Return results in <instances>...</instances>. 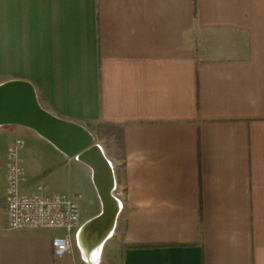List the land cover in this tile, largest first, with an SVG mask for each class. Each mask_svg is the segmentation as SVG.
<instances>
[{"label": "crops", "instance_id": "obj_1", "mask_svg": "<svg viewBox=\"0 0 264 264\" xmlns=\"http://www.w3.org/2000/svg\"><path fill=\"white\" fill-rule=\"evenodd\" d=\"M10 79L56 116L122 126L126 190L95 259L81 242L102 208L91 169L0 125V264H264V0H0ZM13 136L20 191L43 182L78 204L65 255L61 230L8 227Z\"/></svg>", "mask_w": 264, "mask_h": 264}, {"label": "water", "instance_id": "obj_2", "mask_svg": "<svg viewBox=\"0 0 264 264\" xmlns=\"http://www.w3.org/2000/svg\"><path fill=\"white\" fill-rule=\"evenodd\" d=\"M0 125L29 128L66 156L76 157L86 164L91 169L92 182L102 204L101 212L89 223L94 228L100 219L112 218L115 222L120 207L111 194L115 184L113 167L101 148L93 143V135L84 125L44 109L34 86L25 79L0 83Z\"/></svg>", "mask_w": 264, "mask_h": 264}, {"label": "built area", "instance_id": "obj_3", "mask_svg": "<svg viewBox=\"0 0 264 264\" xmlns=\"http://www.w3.org/2000/svg\"><path fill=\"white\" fill-rule=\"evenodd\" d=\"M23 146L24 140L14 137L7 148L5 210L8 227L61 230L63 233L54 236L51 244L54 255H65L70 251L73 234L80 227L78 204L63 194L49 192L42 184L32 193L20 191L24 175L20 156ZM112 190H116L115 184ZM116 193L121 194L117 190Z\"/></svg>", "mask_w": 264, "mask_h": 264}, {"label": "trees", "instance_id": "obj_4", "mask_svg": "<svg viewBox=\"0 0 264 264\" xmlns=\"http://www.w3.org/2000/svg\"><path fill=\"white\" fill-rule=\"evenodd\" d=\"M85 127L89 131L93 132L95 135L103 136L111 140L113 146L116 149L115 155L119 160L118 163L112 166L114 172V179H115V188L117 189L119 186H121L122 190L125 191L126 190V172H125L126 155H125V145H124V132L122 126L114 123L87 122ZM120 202H123V200H120Z\"/></svg>", "mask_w": 264, "mask_h": 264}, {"label": "bare ground", "instance_id": "obj_5", "mask_svg": "<svg viewBox=\"0 0 264 264\" xmlns=\"http://www.w3.org/2000/svg\"><path fill=\"white\" fill-rule=\"evenodd\" d=\"M118 203L120 204V207L121 203ZM113 227L114 223L112 222V218L109 220L100 219L98 222H96V226L94 228H92L91 223L84 225L82 228L81 242L88 249L90 256H93L95 259L97 258L103 241L111 233Z\"/></svg>", "mask_w": 264, "mask_h": 264}, {"label": "rangeland", "instance_id": "obj_6", "mask_svg": "<svg viewBox=\"0 0 264 264\" xmlns=\"http://www.w3.org/2000/svg\"><path fill=\"white\" fill-rule=\"evenodd\" d=\"M91 133L93 135V143L97 144L101 148L102 152L104 153L105 157L107 158V160L109 161L111 166L115 165L116 163H118L119 160L117 159V157L115 155L116 154V149L113 146L111 140H109V139H107V138H105L103 136L95 135L93 132H91ZM14 137H16V136H13L11 139H13ZM38 184H42V185H44L46 187V189H48V186L45 183H43V182H35L34 186L36 187ZM56 190L61 191L62 189L57 187ZM116 190L118 192H121V194L118 195L116 193ZM116 190H112L111 194H112V196L114 198L117 199L118 202H120V200H123V198H124V191L122 190L121 186H119ZM120 203H121V206H122V202H120ZM119 212H120V210H119ZM119 212H118V216H117V219H116V224L117 225H119L122 222V215ZM116 230H117V227H116ZM114 231H115V229H114Z\"/></svg>", "mask_w": 264, "mask_h": 264}]
</instances>
